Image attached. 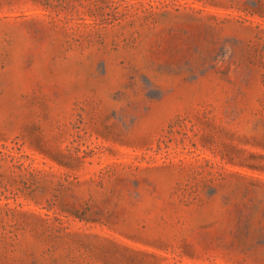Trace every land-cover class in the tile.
Returning <instances> with one entry per match:
<instances>
[{
    "label": "rangeland",
    "instance_id": "obj_1",
    "mask_svg": "<svg viewBox=\"0 0 264 264\" xmlns=\"http://www.w3.org/2000/svg\"><path fill=\"white\" fill-rule=\"evenodd\" d=\"M0 264H264V0H0Z\"/></svg>",
    "mask_w": 264,
    "mask_h": 264
}]
</instances>
